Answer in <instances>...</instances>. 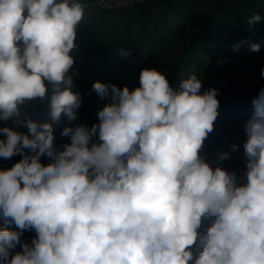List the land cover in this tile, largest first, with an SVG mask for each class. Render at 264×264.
I'll return each instance as SVG.
<instances>
[{
	"label": "clouds",
	"instance_id": "9594fccd",
	"mask_svg": "<svg viewBox=\"0 0 264 264\" xmlns=\"http://www.w3.org/2000/svg\"><path fill=\"white\" fill-rule=\"evenodd\" d=\"M83 18L81 0H0V158L21 157L0 167V264H264V88L244 125L242 183L221 166L229 152L215 167L202 155L219 100L194 71L177 88L147 67L133 89L93 82L108 101L98 122L63 127L68 142L57 145L31 105L46 101L55 122L77 119ZM262 19L249 16L248 30ZM245 44L260 51L240 41L233 52Z\"/></svg>",
	"mask_w": 264,
	"mask_h": 264
},
{
	"label": "trees",
	"instance_id": "16d2710c",
	"mask_svg": "<svg viewBox=\"0 0 264 264\" xmlns=\"http://www.w3.org/2000/svg\"><path fill=\"white\" fill-rule=\"evenodd\" d=\"M254 13L264 17V0H148L119 12L91 7L77 29L74 65L91 73L92 84L100 81L129 89L139 86L140 71L146 67L165 74L174 88L194 71L202 79L203 89L240 71L259 70L247 94L217 98L219 115L203 149L216 162L219 152H229L231 158L221 164L226 170L235 171L238 183H242L246 160L243 145L247 139L244 125L253 115L252 100L264 88V19L252 30L246 23ZM240 41L259 43L260 51L250 52L245 44L233 52L232 46ZM121 50H128L131 55L124 57ZM96 99L101 100L97 95ZM31 108L33 120L53 123L57 145L68 142L60 135L63 127H91L98 122L91 101L83 100L77 119L72 122L63 115L59 122L52 121L46 101H34ZM4 123L15 127L11 121ZM20 130L27 132L26 128ZM233 144L239 145L235 152L231 151ZM20 159L0 158V167L10 168ZM208 223L204 221L205 225ZM8 227L17 230L15 224ZM34 235L25 231L21 240L30 242ZM19 250L18 245L15 251Z\"/></svg>",
	"mask_w": 264,
	"mask_h": 264
},
{
	"label": "rangeland",
	"instance_id": "374dc122",
	"mask_svg": "<svg viewBox=\"0 0 264 264\" xmlns=\"http://www.w3.org/2000/svg\"><path fill=\"white\" fill-rule=\"evenodd\" d=\"M259 70L248 72L240 71L228 78L215 83L212 88L218 92L217 98L223 100L228 96H241L247 94L248 89L253 84V80L258 76ZM244 172V170H242Z\"/></svg>",
	"mask_w": 264,
	"mask_h": 264
},
{
	"label": "built area",
	"instance_id": "2783aa9c",
	"mask_svg": "<svg viewBox=\"0 0 264 264\" xmlns=\"http://www.w3.org/2000/svg\"><path fill=\"white\" fill-rule=\"evenodd\" d=\"M147 1L148 0H97L95 6L98 10L119 12L125 8H129L138 4H144ZM73 67L75 72L78 73V75H82L91 81V73L84 71L75 65ZM91 102L94 107V113L97 116V111L102 108L105 103L99 99H93ZM202 155L205 156V158L213 165V167L216 166L217 162L213 159H210L208 154L204 150L202 151ZM221 166L225 168L222 164Z\"/></svg>",
	"mask_w": 264,
	"mask_h": 264
},
{
	"label": "crops",
	"instance_id": "0c3cea01",
	"mask_svg": "<svg viewBox=\"0 0 264 264\" xmlns=\"http://www.w3.org/2000/svg\"><path fill=\"white\" fill-rule=\"evenodd\" d=\"M96 1L97 0H81V2L84 5V13L86 12L87 9H90L91 7H94L96 10H98L95 6ZM74 82H75L74 90L79 91L81 93L82 100L92 101L93 99H96V94L91 91L92 83L89 79L85 78L82 75H75Z\"/></svg>",
	"mask_w": 264,
	"mask_h": 264
}]
</instances>
